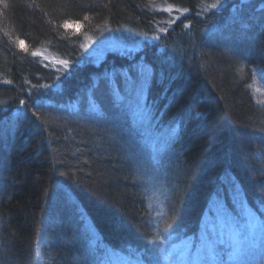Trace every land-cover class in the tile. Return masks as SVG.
<instances>
[{
	"label": "trees",
	"instance_id": "obj_1",
	"mask_svg": "<svg viewBox=\"0 0 264 264\" xmlns=\"http://www.w3.org/2000/svg\"><path fill=\"white\" fill-rule=\"evenodd\" d=\"M208 2L0 0V264H179L221 219L264 242V0ZM103 37L141 48L93 62Z\"/></svg>",
	"mask_w": 264,
	"mask_h": 264
},
{
	"label": "rangeland",
	"instance_id": "obj_2",
	"mask_svg": "<svg viewBox=\"0 0 264 264\" xmlns=\"http://www.w3.org/2000/svg\"><path fill=\"white\" fill-rule=\"evenodd\" d=\"M231 1V0H209V7L210 9H214L212 7L213 4H217L218 7L214 10L219 9L224 2ZM174 21L179 14H172ZM141 48V43L139 41H120L119 39H115L113 37H103L98 39L88 38L83 42V51L89 57V59L93 62L98 63L103 59L107 52H117L120 54H132L135 51ZM42 60L46 58V55L41 53ZM51 58V57H49ZM53 65L57 64L59 61L56 59H50ZM61 63V62H60ZM62 64V63H61ZM60 65V64H59ZM64 67V65H62ZM68 202V201H67ZM217 203V201L215 202ZM216 207H212V212H217ZM255 222V221H254ZM226 225V221L221 219V221L213 228V231L208 230L214 238H216V246L222 247L224 249V254L222 257H217L216 262H212L213 264H221V260L224 264H237L238 261L242 258V261L246 262L251 259V251L256 246H264V242H261L259 239L263 237V234L260 228L257 226L255 230L249 231L246 227L245 231L242 233L241 231H235L233 228H228ZM90 232L92 233L93 230L90 228ZM255 236V237H254ZM96 238V236H94ZM93 237V238H94ZM259 237V239H257ZM257 240V241H255ZM206 243V242H203ZM91 244L93 242L91 241ZM202 243L198 246V248L191 249L189 243L186 242H176L172 246V251L177 253L176 256L179 260V264H199L204 263V261L199 260L197 257L203 255V249H200ZM178 245V246H177ZM255 245V246H254ZM193 250V253L189 255V251ZM229 253H231V258H229ZM190 260L187 262H183L185 258ZM113 258H116L113 256ZM114 264H135L132 261L127 260H116Z\"/></svg>",
	"mask_w": 264,
	"mask_h": 264
},
{
	"label": "snow or ice",
	"instance_id": "obj_3",
	"mask_svg": "<svg viewBox=\"0 0 264 264\" xmlns=\"http://www.w3.org/2000/svg\"><path fill=\"white\" fill-rule=\"evenodd\" d=\"M222 6V2L221 5ZM212 7L215 9L218 7L217 4H213ZM170 10V9H169ZM185 12L188 11V9H184ZM85 19H87V17H85ZM169 23H171V21H169ZM65 27L67 26V22L64 25ZM185 27H187V25H185ZM261 28L264 29V23H261ZM23 43V42H21ZM35 55V54H34ZM62 64H64L65 66H67L68 61H61ZM130 72H136L137 75L135 77L129 75L127 76V80L128 82L131 84V91L135 92L137 90H143L145 88V86L151 81L154 72L149 70L148 72H145L144 70H139L137 71V67L136 65H131L129 68ZM95 93H90L88 96V102L91 105V109L95 110V102L92 99V96ZM21 105L25 104L24 100L20 101ZM139 107H142V105H139ZM258 225L254 222V218H250L247 223H246V227L249 231L255 230V228ZM206 239V243H202L200 246V249H203V255L197 257L199 260L201 261H205V264H207L208 261H212V262H216L217 261V257H222V255L224 254V249L222 247H217L216 246V242L215 240H213L212 238V234H209L207 238H203L202 240ZM160 243H163V241L161 240ZM229 258H231V253L228 254Z\"/></svg>",
	"mask_w": 264,
	"mask_h": 264
},
{
	"label": "bare ground",
	"instance_id": "obj_4",
	"mask_svg": "<svg viewBox=\"0 0 264 264\" xmlns=\"http://www.w3.org/2000/svg\"><path fill=\"white\" fill-rule=\"evenodd\" d=\"M133 124H134V127H135L136 131L139 132V133L143 132L146 129V127H147V123H143V122H139V123L138 122H133ZM199 264H205V263H199Z\"/></svg>",
	"mask_w": 264,
	"mask_h": 264
}]
</instances>
